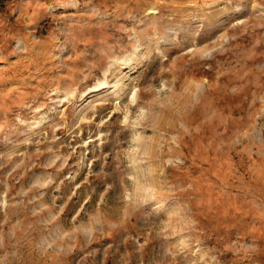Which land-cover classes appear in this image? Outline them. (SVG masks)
Listing matches in <instances>:
<instances>
[{
    "label": "rangeland",
    "instance_id": "1",
    "mask_svg": "<svg viewBox=\"0 0 264 264\" xmlns=\"http://www.w3.org/2000/svg\"><path fill=\"white\" fill-rule=\"evenodd\" d=\"M0 264H264V0H0Z\"/></svg>",
    "mask_w": 264,
    "mask_h": 264
},
{
    "label": "bare ground",
    "instance_id": "2",
    "mask_svg": "<svg viewBox=\"0 0 264 264\" xmlns=\"http://www.w3.org/2000/svg\"><path fill=\"white\" fill-rule=\"evenodd\" d=\"M151 11H152V10H151ZM151 11H150V12H151Z\"/></svg>",
    "mask_w": 264,
    "mask_h": 264
}]
</instances>
